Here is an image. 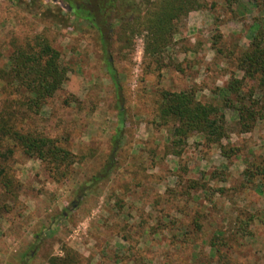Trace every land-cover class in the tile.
<instances>
[{
	"label": "rangeland",
	"instance_id": "1",
	"mask_svg": "<svg viewBox=\"0 0 264 264\" xmlns=\"http://www.w3.org/2000/svg\"><path fill=\"white\" fill-rule=\"evenodd\" d=\"M203 2L179 22L161 69L144 56L142 36L130 48L112 35L116 89L97 32L62 2L0 0V68L16 45L42 35L68 69L39 113L15 108L12 120L76 155L66 175H55L19 147L9 155L3 146L8 157L0 155V167L17 184L11 196L0 183V264H264V180L245 185L242 175L247 161L264 156V121L249 133H231L224 143L238 150L225 159L197 134L180 155L168 154L170 134L157 120L161 89L191 87L206 102L230 75H241L225 51L236 55L248 46L255 19L264 25V0L231 9L224 0ZM12 97L0 93V110ZM119 107L124 127L112 140ZM113 142L111 172L81 191L105 166ZM190 181L197 185L187 189Z\"/></svg>",
	"mask_w": 264,
	"mask_h": 264
},
{
	"label": "trees",
	"instance_id": "2",
	"mask_svg": "<svg viewBox=\"0 0 264 264\" xmlns=\"http://www.w3.org/2000/svg\"><path fill=\"white\" fill-rule=\"evenodd\" d=\"M56 1L62 2L69 15L86 21L97 32L105 67L116 89L118 80L110 51L112 35H116L123 46L130 48L133 47L134 37L142 36L144 56L151 60L155 69H161L166 66L164 54L174 43L179 22L189 12L206 7L203 0ZM224 1L229 9L243 1L255 7L261 4V0ZM253 26L256 33L245 49L236 55L234 49L225 51V57L235 63L241 75H230L222 86L211 90L209 101H200L196 90L191 87L179 91L161 89L158 92L157 120L161 126L168 128L170 134L168 154L180 155L189 137L197 134L205 145L217 146L220 155L229 159L238 150L228 141L224 143L230 134L249 133L264 121V25L255 19ZM219 37L220 34L212 38L213 47ZM217 50L222 51L220 48ZM176 68L182 70L179 65ZM67 74L68 69L61 62L59 51L42 35H35L32 43L16 45L8 55L6 68H0V93L13 96L12 99L5 98L0 110V155L3 160L8 157L1 152L3 146H8L9 155L14 152V147H19L26 156L39 159L51 174H67L75 162L73 152L63 147L59 139L40 132L25 131L12 120V115H16L13 113L15 108L18 112L39 113L47 99L62 88ZM227 112L232 114L234 128L229 126ZM123 118L124 108L119 107V124L112 140L122 136ZM117 142L112 143L105 166L81 186V191L109 175L116 163ZM242 175L245 185L254 180H264V156L247 161ZM210 176L215 177L216 173ZM0 183L3 192L12 196L16 181L3 166L0 167ZM194 184L197 185V182L190 181L187 189L194 188ZM63 215L61 213L60 217Z\"/></svg>",
	"mask_w": 264,
	"mask_h": 264
}]
</instances>
